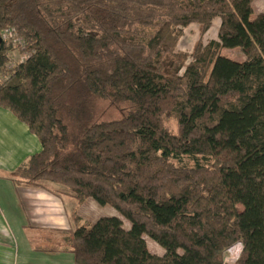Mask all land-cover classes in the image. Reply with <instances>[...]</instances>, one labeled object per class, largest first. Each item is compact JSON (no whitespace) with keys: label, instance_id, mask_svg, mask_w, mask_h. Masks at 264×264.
Wrapping results in <instances>:
<instances>
[{"label":"trees","instance_id":"trees-1","mask_svg":"<svg viewBox=\"0 0 264 264\" xmlns=\"http://www.w3.org/2000/svg\"><path fill=\"white\" fill-rule=\"evenodd\" d=\"M254 1L0 0V108L41 145L17 182L60 185L129 224L79 225L74 264H222L236 239L246 245L238 264H264V15L253 17ZM215 19L217 40L176 50L187 27L202 38ZM9 34L26 57L6 68Z\"/></svg>","mask_w":264,"mask_h":264},{"label":"crops","instance_id":"crops-1","mask_svg":"<svg viewBox=\"0 0 264 264\" xmlns=\"http://www.w3.org/2000/svg\"><path fill=\"white\" fill-rule=\"evenodd\" d=\"M253 10V17L263 16L264 0H255ZM40 151L28 127L0 108V264H74L68 239L97 210L60 185L17 182L14 172Z\"/></svg>","mask_w":264,"mask_h":264},{"label":"rangeland","instance_id":"rangeland-1","mask_svg":"<svg viewBox=\"0 0 264 264\" xmlns=\"http://www.w3.org/2000/svg\"><path fill=\"white\" fill-rule=\"evenodd\" d=\"M219 24H220L219 19H215V21L212 23L211 28L208 30L206 34L203 35L202 38L200 36L199 26L197 24L190 25L185 29L184 35L179 40L176 50L180 52L191 53L193 48L195 47V44L200 39L204 44H206L211 40H217V32H218ZM5 41H6V45L8 46V50L6 52V56L8 58V63L6 64V68H8L18 64L19 62H22L25 59L26 55L24 54V52H22V48L19 46L15 36L6 35ZM220 53L221 56H224L235 62H242L245 59L242 53L234 49H221ZM104 106H105V112L107 113V117L110 116V118H118L120 116L119 110L109 107L108 105H104ZM166 127L174 135L178 134L179 132L177 122L174 119H168L166 121ZM55 187L57 189L59 187V189L62 191L70 192L69 190L65 189L62 186H55ZM96 207L97 210H95L91 216L87 217V220H89L91 223H94L96 220L103 217H118L123 221L124 227L129 229L128 222L124 220L119 214H117L113 208H111L110 206H104V207L96 206ZM144 239L147 248L151 253L158 256H163L164 250L162 248H160L155 242L150 240L148 237H145Z\"/></svg>","mask_w":264,"mask_h":264},{"label":"clouds","instance_id":"clouds-1","mask_svg":"<svg viewBox=\"0 0 264 264\" xmlns=\"http://www.w3.org/2000/svg\"><path fill=\"white\" fill-rule=\"evenodd\" d=\"M243 239L234 240L222 253V264H238L245 251Z\"/></svg>","mask_w":264,"mask_h":264},{"label":"built area","instance_id":"built-area-1","mask_svg":"<svg viewBox=\"0 0 264 264\" xmlns=\"http://www.w3.org/2000/svg\"><path fill=\"white\" fill-rule=\"evenodd\" d=\"M9 36H11V35L9 34Z\"/></svg>","mask_w":264,"mask_h":264},{"label":"water","instance_id":"water-1","mask_svg":"<svg viewBox=\"0 0 264 264\" xmlns=\"http://www.w3.org/2000/svg\"><path fill=\"white\" fill-rule=\"evenodd\" d=\"M1 41V40H0Z\"/></svg>","mask_w":264,"mask_h":264}]
</instances>
